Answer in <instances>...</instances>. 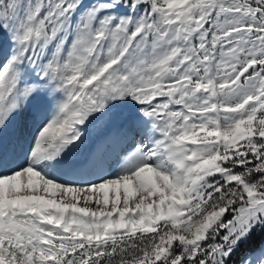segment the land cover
Here are the masks:
<instances>
[{
  "label": "snow or ice",
  "instance_id": "snow-or-ice-1",
  "mask_svg": "<svg viewBox=\"0 0 264 264\" xmlns=\"http://www.w3.org/2000/svg\"><path fill=\"white\" fill-rule=\"evenodd\" d=\"M0 264H264V0H0Z\"/></svg>",
  "mask_w": 264,
  "mask_h": 264
}]
</instances>
